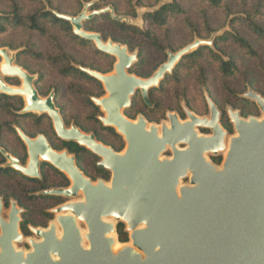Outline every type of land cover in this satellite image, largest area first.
<instances>
[{"label": "water", "instance_id": "obj_1", "mask_svg": "<svg viewBox=\"0 0 264 264\" xmlns=\"http://www.w3.org/2000/svg\"><path fill=\"white\" fill-rule=\"evenodd\" d=\"M91 4H85L77 16L56 14L72 24L75 35L93 41L103 53L118 56L112 74L82 69L103 83L109 95L93 101L104 105L101 109L108 117H100L101 121L114 127L127 147L122 154L99 142L94 134H86L75 125L68 128L55 106L54 93L42 98L33 85L35 76L19 65L13 66L15 54L0 47V57L5 59L0 64V92L9 96L27 93L28 105L23 113H47L60 138L90 149L100 158L98 166L112 172L110 183L102 179L94 183L67 150L59 153L43 135L32 139L18 129L29 159L27 165H22L0 148L9 160L7 165L26 176L40 178L41 162L45 161L66 171L72 185L43 190L42 194L68 199L82 194L83 198L54 209L61 215L47 230L32 228L41 240L30 239L33 249L29 252L17 250L12 244V239H22L18 233L20 210L13 204L10 223L0 237V264H264V96L252 90L245 93L257 103L262 118L245 119L239 111L228 108L237 133L228 147L227 132L219 123L220 111L209 98V119L186 109L188 120L182 123L177 114L169 113L171 127L163 123L161 136L159 127L148 128L142 116L137 122L129 120L123 111L131 105L138 89L150 104L149 90L158 86L184 55L201 45L212 46L216 34L168 52L167 61L152 76L142 78L128 72L137 60V52L130 53L127 46L112 40L105 42L100 33L83 28V21L108 11L114 19L136 21L116 16L112 6L88 13ZM2 73L24 77L23 88L10 87ZM197 126L212 129L213 135H199ZM179 143L188 147L179 149ZM168 146L173 158H161ZM226 148L222 169L205 157L206 152L216 154ZM186 177L190 183L181 184ZM118 221L127 224L129 243L122 244L115 236ZM79 222L85 224V232ZM116 243L121 247L115 249Z\"/></svg>", "mask_w": 264, "mask_h": 264}, {"label": "trees", "instance_id": "obj_2", "mask_svg": "<svg viewBox=\"0 0 264 264\" xmlns=\"http://www.w3.org/2000/svg\"><path fill=\"white\" fill-rule=\"evenodd\" d=\"M12 4V9L9 11H0V33H6L7 31L14 30H23L27 29L30 30L32 33L37 32L40 35H47L50 36V42L54 44V47L50 50H42L34 48V45L32 43H28L29 47H27L28 44L24 45L26 46L25 49L19 52L17 57V62L21 64L24 68L28 69L30 72H33L31 68H29L27 65L21 62V55H25L28 53H31L36 58L43 59L44 61L47 60L49 62V65L51 67V71H55L60 75L61 77L65 79L71 80V83L67 86L59 83L54 82L53 83H47L48 85V91L51 89H54L58 96H62V101L65 100V96H67V91L70 89V94L76 95L79 97H86V101L92 105L94 112H100V109L98 106H96L92 102V97H101L104 94V89L102 86V83L96 79L95 77L91 76L87 72H85L82 68H90L92 70H97L102 73H108L111 72L114 68V61L116 58L114 56L105 54L101 51L95 50V45L92 41L84 39L80 36L75 35L72 24L57 16L56 12L70 15V16H77L79 15L85 4L90 1L84 0H77L80 5V9L77 12L71 13V12H65L62 9H54L50 8L48 9V6H45L44 0H32V1H38L42 3L43 6L36 7L33 10L29 12H24L23 7L19 6L18 3H16L15 0H10ZM183 1H189V0H171L170 2H164L160 6L155 7L160 0H157L155 4L152 5L154 7L153 9H149L145 11L142 15L143 23L142 25L135 24V23H127L126 20H118L114 19L111 11L100 13L94 15L92 18L83 21V28L84 30L88 32H97L100 33L104 39V41H108L109 38L114 43H120L122 45H126L128 47V50L130 52H138L137 61L132 65L129 72L132 74H136L139 77L147 78L153 75V73L162 65L164 62L168 59V53L167 48L163 42L160 39L159 31L160 29H164L166 32V35L169 36L171 33V30L173 28L172 24V18L174 15L178 14H185V10L183 9ZM201 4L205 5V8L201 9V13L204 15V25L203 29L207 33V35L203 34L202 30L199 29L194 22H192L189 18L184 17V20L181 21L182 26L185 25L187 28H189L191 31H193V36L198 37L200 39H206L211 36L212 33H214L217 29L214 28L210 21H209V13L211 10L218 11V10H224L227 17H230L233 15V9H232V3L231 0H199ZM48 3L52 5L51 0H48ZM138 4H144L143 0H138ZM107 6H112L114 9V14L116 16H124V17H133L136 18L134 15H128V14H121L119 12V7L117 5H106L102 6L101 1H96L92 5L89 6V12H93L95 10H101ZM52 7V6H51ZM56 11V12H55ZM109 20L112 25H114L115 29L122 34H132V35H140L146 40L143 43L132 45V40L129 38H121L117 37L114 32H111L110 34H106L105 30L98 27L99 23H102L104 21ZM264 20V2L259 1V3L253 7L249 8V3L247 0H244L243 2V11L240 15H233L230 24L231 26L238 22H244L246 25L258 36L264 38V26L261 21ZM196 35V36H195ZM64 38L69 39V42L73 44L68 45L66 42L64 43ZM195 38H193V41ZM192 41V42H193ZM226 41H233L234 44L238 45L241 50L246 51L248 54L252 56H260L258 53V50L255 49L251 41L243 36L240 33L234 32L232 29L224 31L222 34L215 37L213 46L208 45H201L196 50L184 55L182 59L179 61V63L176 65L175 69L171 74L167 73L165 78L161 81L160 87L154 89L151 93V102L156 104L155 109L159 106V103L155 100V95L158 91H161L164 89L165 85L170 82V79L174 76H179L181 74V70L184 69L186 66L190 68H195L196 64L197 68L199 69V72L202 76L201 78V84L206 86L207 90L208 87L206 85V80L208 79L207 73L208 68L203 66L202 61L207 60L210 56L213 60L217 63V70L223 79L227 78H233L239 74L240 71V65L238 60L235 56L231 55L229 58L225 59L222 54H220V44ZM9 46L12 49H17L18 46L14 45L11 41L7 43H0V47ZM149 47H156L159 51L162 52V54L165 56V58L148 74L141 73L138 68H143L147 65V50ZM169 48L171 52H176L179 49L172 48V46L169 45ZM38 49V50H37ZM82 50H90L94 51L95 54H97L99 57L103 58L104 61L108 62L110 65L109 68H103L101 65H97L93 61L86 62L82 58L81 51ZM1 62V58H0ZM46 73L48 71L44 68V76H47ZM40 78L42 79L43 74L41 73ZM78 80H84L91 83H94L97 86H100L101 90L97 94H90L89 92L85 91L84 89L78 87L76 84H74L75 81ZM14 100L17 101V98L11 97L9 95L0 93V116H2L0 119V145L3 147H8L3 143V137L4 133L8 130H12L14 132V129L12 128V123H15L22 131H24L28 135H33L37 132L31 131L25 125L24 122L21 119L25 118H35L36 114L34 113H21L20 111L23 110V102L18 101V103H14ZM246 102H252L248 99H245ZM61 101V102H62ZM138 98L135 97L133 100V107L131 110H138ZM146 106V105H145ZM62 109V114L66 118V124H69L70 121L67 120L66 115V109L63 104L60 105ZM20 112V113H19ZM93 112V115H90L89 117L97 121L98 123H101L98 119V117ZM127 114L128 111H126ZM243 115H246L245 113H242ZM131 115V114H129ZM184 116V113L182 114ZM134 116V115H133ZM41 118H44V115L41 116ZM35 126L41 127L42 121L33 122ZM78 127H80L85 132H91L94 131L96 134V137L98 141H102L106 145L111 146L115 151L120 152L124 146L125 142L120 134H118L114 128L112 127H101L103 129L104 135L101 134L96 129H87L82 124L76 123ZM230 131L232 130V127L230 124L225 125ZM39 130V128H38ZM113 136L114 140L109 141L106 139L105 136ZM19 139V138H18ZM111 139V138H110ZM23 149L25 147L22 145ZM62 147L68 148L70 153L76 154L77 164L78 166L84 171V173L90 177H92L94 180L96 178H103L105 180L110 179V171L103 167L94 166V174L91 175L87 172L85 167V162L89 160V158L97 159L99 160V157L92 154L89 150L85 149L84 147L79 146L75 142H67L62 141V145L56 146V148L61 149ZM18 157L21 159L22 163H25L26 160V154L23 156ZM216 161H220V159H217ZM3 171H9V168H1ZM55 172L60 175L61 179L64 181L63 183H60L57 187L62 186H68L69 180L66 178L65 175L61 174L58 170H55ZM22 179H26L29 181L33 188L32 191H41L44 189H50L52 188L48 182L49 177L47 175L44 176L42 179H32L25 177L21 175L19 172L16 174ZM35 194V193H34ZM39 195H33L34 199L44 201V198H47L49 200H55V199H63L61 197L52 196V195H42L41 193H38ZM55 203H51L50 206L54 205ZM51 217V214L48 215V218ZM117 235L118 239L122 243L129 242V233L126 230L125 224L120 222L117 226Z\"/></svg>", "mask_w": 264, "mask_h": 264}, {"label": "rangeland", "instance_id": "obj_3", "mask_svg": "<svg viewBox=\"0 0 264 264\" xmlns=\"http://www.w3.org/2000/svg\"><path fill=\"white\" fill-rule=\"evenodd\" d=\"M15 1L16 3H18L20 7L21 6L23 7L24 12H29L36 7L38 8L43 6L42 3L38 1H32V0H15ZM85 1H90L88 3L93 4L99 0H84V2ZM100 1L102 6H106L109 4L117 5L119 7V12L121 14L136 16V18L132 17L136 21L135 24L142 25L143 13L149 9H153L154 7H152V5L155 4L157 0H143V2L146 3V5L148 6H144V4L143 5L138 4V0H100ZM170 1L171 0H160V2L155 7L160 6L164 2H170ZM247 1L249 3V8L255 7L259 3V1L264 2V0H247ZM51 2L52 5L48 3V0H44L45 3L44 5L48 6L47 7L48 9L50 8L62 9L65 12H71V13L77 12L80 9V5L77 0H51ZM243 2L244 0H231L233 15L242 14ZM11 7L12 4L10 0H0V11H9L12 9ZM205 7L206 6L201 4L199 0L183 1V9L185 10V14L174 15L171 24L173 25V28L169 36L166 35L164 29H160L159 31H157L159 33L160 39L163 42V44L166 47H168L167 53L171 51L169 45L172 46V48L181 49L187 46L188 44L193 43L198 38L193 36L194 33L193 31H191L185 25L182 26L183 23H181V21L184 20V17L189 18L192 22H194L193 24H195V26H197L199 29L202 30L203 34L207 35L205 30L203 29V25L205 21L204 15L201 13V9ZM88 13H90L89 9H88ZM233 15L227 17L224 10H218V11L211 10L209 13V21L211 25L217 29L214 33L211 34V36L213 34H216L215 35L216 37L222 34L224 31L232 29L234 32L240 33L243 36L247 37L251 41L255 49L258 50L260 56L254 57L248 54L246 51L241 50L238 45L234 44L233 41H226L221 43L220 54H222L225 59L229 58V56L231 55L236 57L240 65L239 74L233 78L223 79L221 78L217 70V63L215 62V60L212 59L211 56L207 58V60L205 61L201 60L200 62H202L203 66L208 68V73H207L208 79L206 80V85L208 87L207 90L206 86L201 84L202 76L199 72V69L197 68L198 64H196L195 68H190L186 66L184 69L181 70V74L179 76H174L173 78H171L170 82L165 85L164 89L156 93L155 100L159 103V106L156 109L150 110L144 107L143 105H141V103L138 104L139 108L141 105V109H142L141 111H145L149 115L152 121L160 122L161 120L166 119V114L169 112L177 113L178 115L183 117L182 114L183 113L185 114L186 109L192 110L195 114L199 116H208V113L210 114L208 98L211 99L214 103H216V105L223 111V113H226V109L230 107L233 109H238L242 113H245L246 115H243L244 117H248L250 115V116L262 118V112L259 106L257 105V103L251 100L250 98L246 97L245 93H247L249 90H252L264 96V38L256 35L244 22H238L231 26L230 21ZM261 22L264 26V20ZM98 27L104 29L106 34H110L111 32H114L117 37H121L125 39L129 38L130 40H132V45L134 46L143 43L146 40L140 35H132L125 33L122 34L121 32L115 29L114 25H112L109 20L99 23ZM211 36L204 40H209ZM193 38H195L194 41ZM50 39H52L50 38V36L49 37L47 35L43 36L37 32L32 33L30 30L27 29H23V30L12 29L11 31L9 30L4 34L0 33V43H7L11 41L14 45L18 46L17 49H12L9 46H5L10 54L12 53L15 54L16 58L18 57L19 52L25 49L26 46L24 45L28 43L29 44L32 43L35 49L36 47L42 50L52 49V47H54V44L50 42ZM109 40L111 39L109 38ZM63 41L64 43L66 42L68 45L73 46V44L69 42V39L64 38ZM29 44L27 45V47H29ZM95 50L99 51L96 45H95ZM94 51L82 50L81 51L82 58L86 62L93 61L97 65L103 66V68H109L110 65L108 64V62L104 61L103 58L95 54ZM135 52H130V53H135ZM147 52H148L147 65L143 68H138V70L143 74H148L165 58L162 52L159 51L156 47H149ZM20 59L22 63L27 65L29 68L33 70V72L36 73L37 77L42 73L43 74L42 78L45 79L46 83L48 82L53 83L52 80H54V82H59L65 86L71 83V80L69 79L67 80L61 77L54 70L51 71V67L47 60L44 61L43 59L41 60L40 58L37 57L35 58L34 55H32L31 53L21 55ZM115 63L116 60L114 61V67H115ZM44 68L46 71H48V73H46L47 76H44ZM112 72H114V68ZM74 84L84 89L85 91L89 92L90 94H97L101 90L100 86H97L94 83L84 80L75 81ZM245 99H248L252 102H246ZM60 103L64 105L66 109L67 118L71 122L82 124L85 128L90 130L96 129L97 131H99L101 134L104 135L103 129L101 128L102 122L100 121L101 123H98L97 121L89 117L90 115H93L94 109L92 105L86 101L85 96L79 97L76 95H72L70 94V89H68L67 96H65V100ZM127 111L129 114L135 115L138 110L129 109ZM94 113L97 117H101L105 115V113L102 111L101 108H100V112L95 111ZM1 117L2 116H0V119H3ZM49 122L50 121H48V126H46L45 128L44 125L38 128L43 130L46 129L50 134L54 135L52 125H50L51 122L50 123ZM23 124L31 131L38 130V128L35 125H33V123L25 121ZM202 132H209V130L205 128L203 129ZM14 134L15 133L12 130L11 131L8 130L7 132H5L3 137V143L8 147L15 146L16 150L18 151V155L23 156L24 155L23 147L19 143L18 139L14 137ZM232 134L234 135L236 134L235 129H234V133ZM232 134L228 135L227 137L228 143L230 142V138ZM105 136L107 137L106 139H108L109 141L114 140L113 136H107V135ZM53 140L57 142V140L55 139ZM164 156H169V155L166 152ZM207 158L208 160L212 161L209 155H207ZM95 161H97V159L89 158V160H87L84 164L87 172L91 175L94 174ZM54 176L55 175H51L50 173V177L48 180L52 188H55L60 183L64 182L60 176L58 178ZM11 179L12 181H10L7 178L0 179L1 190L9 191L13 194L15 193V196L18 199L21 198L25 203H29V205L33 210L34 222L40 225L44 222L45 225L46 224L45 218L47 217H44L42 215L43 210L40 211L42 209L41 207L44 206V201L38 203L39 200L33 199L32 202H29V200L26 199V194L20 191L22 188H23L22 190L24 189L27 190V188H33L32 184L26 179H22L17 175L13 176V178ZM189 180H190L189 177H186L182 180L181 184L184 185L189 184ZM14 181L16 182V184H14ZM33 193H35L33 195H39L36 193V191L35 192L33 191ZM82 198L83 195L80 194L76 200H80ZM53 202L54 201H50L48 205L50 206V204ZM81 227L84 229V231H86V226L82 222H81ZM115 236L118 238L117 233L115 234ZM32 237L37 239L34 234L32 235ZM84 244L88 246V242L86 240ZM17 248L23 250L29 249L27 247L26 241H24L21 244H18Z\"/></svg>", "mask_w": 264, "mask_h": 264}, {"label": "flooded vegetation", "instance_id": "obj_4", "mask_svg": "<svg viewBox=\"0 0 264 264\" xmlns=\"http://www.w3.org/2000/svg\"><path fill=\"white\" fill-rule=\"evenodd\" d=\"M105 54H107V53H105ZM108 55H110V54H108ZM112 56V55H111ZM116 58V57H115ZM1 61H2V58H1ZM137 61V60H136ZM116 62H117V58H116ZM0 64H1V62H0ZM15 64L16 65H19V66H21L25 71H27L29 74H31V75H34L35 76V79H34V81H33V85H34V87L36 88V90L38 91V93H39V95L42 97V98H44V99H46L49 95H51L52 93H54V96H55V98H54V102H55V106H56V108H58L59 109V111H60V114H61V116H62V118H63V120H64V123H65V125L69 128V127H71L72 125H75L76 127H78L77 125H76V123L75 122H71L69 119H67V120H69L70 121V123L69 124H66V118L63 116V114H62V109H61V107H60V105L62 104V103H60L61 101H62V96H58L57 95V93H56V91L54 90V89H51V90H49L48 91V85H47V83H46V81H45V79H41L40 78V76H36V73L35 72H30L28 69H26V68H24L21 64H19L18 62H17V58H16V60H15ZM116 64V63H115ZM132 67V66H131ZM115 68V67H114ZM90 69V68H89ZM130 70V69H129ZM97 71V70H96ZM113 71V70H112ZM111 71V72H112ZM99 72V71H98ZM111 72H108V73H110L111 74ZM129 72V71H128ZM100 73H102V72H100ZM108 73H103V74H108ZM113 73V72H112ZM130 73V72H129ZM130 74H132V73H130ZM154 74V73H153ZM133 75H136V74H133ZM137 76V75H136ZM166 76V75H165ZM165 76H164V78H165ZM139 77V76H138ZM143 78V77H142ZM148 78V77H147ZM163 78V79H164ZM3 79L5 80V82L6 83H8L9 85H11V86H14V87H22V80H21V78L20 77H18V76H3ZM162 79V80H163ZM161 80V81H162ZM100 81V80H99ZM101 82V81H100ZM102 83V82H101ZM161 83V82H160ZM102 86H103V89H104V91H105V94L104 95H106V96H108L109 94H108V92H107V90L105 89V87H104V85H103V83H102ZM160 86V84L158 85V86H156V87H153V88H151L150 90H149V101H150V104L149 103H147L145 100H144V97H143V93H142V91L140 90V89H138L137 91H136V93L131 97V100H132V103H131V105L129 106V107H127V108H125L124 109V111H123V113H124V115L129 119V120H131V121H134V122H136V121H138V119H139V117L140 116H142L144 119H145V121H146V123H147V125H156V126H158L159 127V130H160V134L162 133V131H161V128H162V124L163 123H166L167 125H168V127H170L171 126V122H170V118H169V116H168V114L169 113H173V112H169V113H167L166 114V119H164V120H161L160 122H156V121H152L151 120V118L149 117V115L145 112V111H141L142 109H141V105H143L144 107H146V108H148V109H150V110H154L155 109V107H156V104H154V103H152L151 102V93H152V91L154 90V89H156V88H158ZM104 95H102L101 97H92V102L96 105V106H98L99 107V109L101 108L99 105H97L96 103H95V101H93V98H102ZM11 97H15V98H17V101L16 100H14V103H18V101L20 100V101H22L23 102V108L26 106V101H25V99H24V97L23 96H20V95H17V96H11ZM105 97V96H104ZM135 97H137L138 98V101H139V103H141V105H140V108L138 107V111H137V113L133 116L132 114L131 115H129V114H127L126 113V111L127 110H129V109H132V107H133V100H134V98ZM216 104V103H215ZM146 105V106H145ZM217 106V105H216ZM218 107V106H217ZM22 108V109H23ZM230 108V107H229ZM218 109H219V111H220V120H219V123H220V125L222 126V128L227 132V134H226V137H225V143H226V145L228 146L229 145V143L227 142V137H228V135H230V134H232V133H234V129H235V126H234V123L232 122V120H231V117H230V115H229V111H228V108L226 109V113H223V111L218 107ZM233 111H239L240 112V115H241V117H243V118H245V119H248L249 117H250V115L248 116V117H244L243 116V114H242V112L240 111V110H238V109H233V108H231ZM190 110V109H189ZM186 111V110H185ZM190 111H192V110H190ZM193 112V111H192ZM20 113V112H19ZM21 113H22V110H21ZM27 113H34V114H36V116H35V118L33 117V118H23V119H21L23 122H30V123H33V122H38V121H42V125H44V128L46 127V126H48V121H50L49 123H50V125H52V129H53V134L54 135H52V134H50L46 129H39V130H37V132L36 133H34L33 135H28V134H26L24 131H22L15 123H12V128L14 129V137H16L17 139H18V141H19V143L21 144V145H23L24 147H25V149H23V153L24 154H26V160H25V163H22V161H21V159L18 157V151L16 150V148H15V146H12V147H3V146H1L0 145V148L1 149H3V150H5L8 154H10L11 156H13V157H15V158H17V159H19V161H20V163L22 164V165H27V162H28V159H29V153H28V147H27V145L25 144V142L22 140V138L20 137V135H19V132H18V129H20L24 134H26L28 137H30V138H32V139H36L39 135H43L45 138H46V140L48 141V143L51 145V147L54 149V150H56V151H59V152H62V151H64V150H67L68 151V153L70 154V155H73L74 157H75V162H76V165L78 166V164H77V159H76V154L75 153H70L69 152V150H68V148H66V147H62L61 149H58V148H56V146H61L62 145V141H67V142H75V141H68V140H64V139H62V138H60L59 136H58V134L56 133V131H55V128H54V123H53V119L47 114V113H43V114H39V113H35V112H27ZM105 113V112H104ZM194 113V112H193ZM175 114H177V113H175ZM195 114V113H194ZM42 115H44V118L42 119L41 118V116ZM178 115V114H177ZM197 115V114H196ZM105 116V115H104ZM183 116V115H182ZM199 116V115H198ZM102 117V116H101ZM200 117H204V116H200ZM206 117H210V114L208 113V116H206ZM227 117V118H226ZM178 118H179V120H180V122H186L187 120H188V115H187V113L185 112V114H184V116L183 117H181L180 115H178ZM98 119H99V121H101V119H100V117H98ZM102 122V121H101ZM102 124V127H112V126H105L104 124H103V122L101 123ZM228 124H230L231 125V127H232V130L230 131L225 125H228ZM33 125H35L34 123H33ZM82 132H84V133H86V134H94L95 136H96V134H95V132L94 131H91V132H85V131H83L80 127H78ZM112 128H114V127H112ZM115 129V128H114ZM203 129H205L204 127H200V126H197L196 127V130L198 131V133H199V135H205V136H211V135H213V131H212V129H210V128H206V129H208L209 130V132H202L203 131ZM202 130V131H201ZM115 131L117 132V130L115 129ZM118 133V132H117ZM118 134H120V133H118ZM237 134V133H236ZM235 134V135H236ZM121 135V134H120ZM122 136V135H121ZM232 136H234V134H232ZM231 136V137H232ZM122 138H123V140H124V142H125V146H124V148L120 151V153H123L124 151H125V149H126V147H127V142L125 141V139H124V137L122 136ZM53 139H55V140H57V142H55ZM96 139H97V137H96ZM98 140V139H97ZM99 142H102V141H99ZM75 143H77V142H75ZM103 143V142H102ZM78 144V143H77ZM105 144V143H104ZM79 145V144H78ZM106 145V144H105ZM79 146H81V145H79ZM107 146H109V145H107ZM81 147H84V146H81ZM111 147V146H110ZM178 147H179V149H186L187 147H188V145L187 144H185V143H179L178 144ZM85 149H87V150H89L92 154H94L95 156H97L95 153H93L90 149H88V148H86V147H84ZM168 153V155L169 156H164V154L165 153ZM223 154H224V156H223ZM207 155H209L210 156V158H211V160L212 161H210V160H208V158H207ZM173 156H174V154H173V150H172V148L171 147H167V149L162 153V155H161V158H168V159H172L173 158ZM98 157V156H97ZM205 157H206V159L208 160V161H210L211 163H213L218 169H222L223 168V163H224V161H225V157H226V152L225 151H219L218 153H212V152H206L205 153ZM217 159H220V161L218 162V161H216ZM100 161V158H99V160L98 161H95V164H94V166L96 165V166H98V162ZM9 162V160H8V158L0 151V169L1 168H9L10 170L9 171H1L0 170V179H2V178H7V179H9L10 181H12V179L11 178H13V176H15L16 174H17V172H19V171H17L15 168H13V167H11V166H9V165H7V163ZM79 167V166H78ZM100 167V166H99ZM80 168V167H79ZM106 169V168H105ZM55 170H58V169H56V168H54L52 165H50L49 163H47V162H45V161H42L41 162V167H40V173H41V177L40 178H32V177H29V176H26V175H24V174H22L21 172H19L21 175H23V176H25V177H28V178H32V179H42V177H43V174H44V176L45 175H47L48 177H50V173H51V175H55L54 177H59L60 175H58L56 172H55ZM80 170L84 173V171L80 168ZM108 170V169H107ZM61 174H63V175H65L66 176V178L69 180V184H68V186H62V187H55V188H67V187H70L71 185H72V181H71V179L69 178V176H67L65 173H63V172H61L60 170H58ZM108 171H110V170H108ZM84 175L87 177V178H89V179H91L94 183H96L98 180H100V179H102V180H104L105 182H107V183H110V181H111V177H112V172L110 171V179L109 180H105V179H103V178H101V177H99V178H96L95 180L92 178V177H90V176H88V175H86L85 173H84ZM189 183H190V180H189ZM1 184V183H0ZM14 184H16V182L14 181ZM1 186V185H0ZM16 187V186H15ZM17 189V188H16ZM23 189V188H22ZM20 190V191H22V193H24V194H26V199L27 200H29V202H32V200L34 199V197H33V191H32V188H27V190ZM50 189H54V188H50ZM44 190H48V189H44ZM42 191L43 190H41V191H36V193L38 194L39 192L42 194ZM42 195H45V194H42ZM52 196H57V195H52ZM57 197H61V198H63L62 200L61 199H53V200H49V199H47V198H44V206H42L41 208V210L40 211H42V215L44 216V217H47V218H45L46 219V224L44 225V222L40 225V224H36L35 222H34V219H33V210H32V208H31V206L29 205V203H25L21 198L20 199H18L16 196H15V193L13 194V193H11V192H9V191H2L1 190V187H0V218H1V221H2V223L0 222V237L3 235V233H4V230H3V228H5L6 226H7V224L8 223H10V213L12 212V210H13V204H15V207L16 208H18L19 210H20V212L18 213V216L20 217V220L18 221V233L22 236V239L20 240V241H16V240H14V239H12V244L14 245V247L17 249V250H23V249H19V248H17V245L18 244H21V243H23L24 241H26L27 242V247L29 248L28 250H24V251H26V252H29V251H31L32 249H33V247H32V245H31V243H30V239H33V240H36V241H40L41 240V238L32 230V228H37V229H43V230H47L49 227H50V224H51V222H53V221H55L56 220V217H57V214H55L54 212H53V210L54 209H56L57 207H59V206H61V205H63V204H65V203H67V202H69V201H71V200H76V199H68V198H65V197H62V196H57ZM40 201V200H39ZM50 201H54V205H52V206H49L48 205V203L50 202ZM38 203H40V202H38ZM49 214H51V217L50 218H48V215ZM120 222H122V223H124L125 224V227H126V230H127V224L125 223V222H123V221H118V222H115V224H116V230H117V226H118V224L120 223ZM79 226H80V228L84 231V229L81 227V222H79ZM58 231L61 233V228H59L58 227ZM128 231V230H127ZM117 233V232H116ZM128 233H129V231H128ZM35 235L36 236V238L37 239H35L34 237H32V235ZM0 250H1V247H0Z\"/></svg>", "mask_w": 264, "mask_h": 264}, {"label": "bare ground", "instance_id": "obj_5", "mask_svg": "<svg viewBox=\"0 0 264 264\" xmlns=\"http://www.w3.org/2000/svg\"><path fill=\"white\" fill-rule=\"evenodd\" d=\"M105 42H107V41H105ZM117 61L119 62V58H118V56H117ZM1 63L3 64V63H5V59H4V57L2 58V61H1ZM13 66H16V64L15 63H13L12 64ZM115 72V71H114ZM113 72V73H114ZM103 74V73H102ZM112 74V73H111ZM2 75V77H3V73L1 74ZM14 75H16V76H18V77H20L21 78V80H22V84H24V77H22L21 75H19L18 73H15ZM106 75H109V74H106ZM8 84V83H7ZM9 85V84H8ZM10 87H13L14 89H18V88H23V85H22V87H14V86H11V85H9ZM22 96L24 97V99H25V101H26V106L28 105V94L27 93H23L22 94ZM105 97H107V96H105ZM100 99H103V98H100ZM101 106V108L104 110V105L103 104H101L100 105ZM105 112V117H108V114L106 113V111H104ZM208 119H209V117H208ZM137 122V121H136ZM182 123H184V122H182ZM116 127V126H115ZM151 127V125H148V128H150ZM171 127V126H170ZM117 128V127H116ZM162 135V133L160 134V136ZM228 147V146H227ZM227 151H228V148H226L225 149V152L227 153ZM59 153H61V152H59ZM124 153V152H123ZM122 153V154H123ZM65 173L68 175V173L65 171ZM69 176V175H68ZM66 213V212H65ZM57 215H61V214H57ZM57 223V222H56ZM85 232V231H84ZM114 236V235H113ZM120 244L118 243H116V245H115V249H118V248H120L121 246H119Z\"/></svg>", "mask_w": 264, "mask_h": 264}]
</instances>
